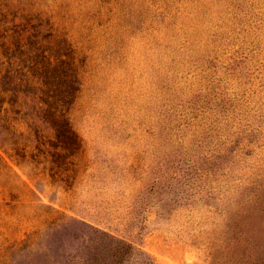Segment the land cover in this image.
<instances>
[{
	"label": "rangeland",
	"instance_id": "1",
	"mask_svg": "<svg viewBox=\"0 0 264 264\" xmlns=\"http://www.w3.org/2000/svg\"><path fill=\"white\" fill-rule=\"evenodd\" d=\"M0 14L47 22L80 81L69 150L42 119L31 133V106L0 108V264H264V0Z\"/></svg>",
	"mask_w": 264,
	"mask_h": 264
},
{
	"label": "trees",
	"instance_id": "2",
	"mask_svg": "<svg viewBox=\"0 0 264 264\" xmlns=\"http://www.w3.org/2000/svg\"><path fill=\"white\" fill-rule=\"evenodd\" d=\"M22 20H0V108L4 104L31 106L30 113L22 114L31 120V133L42 138L39 125L33 122L42 119L54 131L59 142L56 147L69 150L77 145L67 117L80 87L75 57L66 40L56 36L47 22L35 17ZM32 244L22 241L12 255L28 256ZM66 260L76 263L78 257L68 254Z\"/></svg>",
	"mask_w": 264,
	"mask_h": 264
}]
</instances>
